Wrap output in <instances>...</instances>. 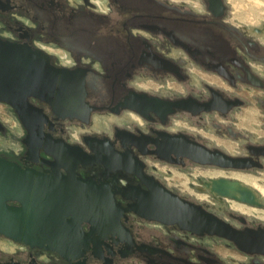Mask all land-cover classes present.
Listing matches in <instances>:
<instances>
[{"label":"flooded vegetation","instance_id":"obj_1","mask_svg":"<svg viewBox=\"0 0 264 264\" xmlns=\"http://www.w3.org/2000/svg\"><path fill=\"white\" fill-rule=\"evenodd\" d=\"M12 61L66 70L84 80L85 96L60 101L65 117L29 96L42 114L31 150L17 109L0 101L15 122L0 116V158L70 174L108 202L61 251L0 233V264H264V22L246 26L231 0H0V64ZM238 111L236 130L227 122ZM102 119L109 127L95 130ZM211 128L239 151L214 144ZM192 143L239 159L225 169L239 179L218 177L239 181L237 198L212 194L206 184L217 178L192 184L209 200L155 173L151 163L199 165ZM156 184L220 224L199 233L140 216L135 196Z\"/></svg>","mask_w":264,"mask_h":264},{"label":"water","instance_id":"obj_2","mask_svg":"<svg viewBox=\"0 0 264 264\" xmlns=\"http://www.w3.org/2000/svg\"><path fill=\"white\" fill-rule=\"evenodd\" d=\"M33 66L38 69L39 65L23 61L0 64V101L17 109L20 121L29 131L25 143L30 150L31 141L36 138L32 128L40 123L42 114L28 103L29 96L49 102L55 113L62 117H65L66 113H61V100L70 98L74 93H78L82 98L85 96L84 80H76L72 73L55 69L48 63L43 73L37 70L33 73ZM32 75L35 77L30 78ZM190 147L189 157L199 165L239 169L238 158L193 143ZM46 151L55 155L49 150ZM56 162L52 165L57 164ZM97 162L108 166L104 161ZM92 163L91 158L83 162V165ZM53 168L60 170L58 167ZM118 168L141 174L124 162H119L114 169ZM70 176L35 174L31 169H23L0 158V233L33 246L56 251L75 243L82 224L91 222L94 213L99 211L102 214L108 200L104 193L98 192L97 189H84L80 186L81 183L70 180ZM206 186L211 189L212 194L219 197L237 198L239 193L237 180L211 179ZM149 187L148 191L135 196L137 204L133 210L140 216L167 224L177 223L199 233H212L220 224L201 207L182 200L163 186L156 184ZM88 193L97 197L93 201L96 203L94 208L88 205L92 202L87 196ZM110 199L112 202V198ZM15 202L18 205L12 204Z\"/></svg>","mask_w":264,"mask_h":264},{"label":"rangeland","instance_id":"obj_3","mask_svg":"<svg viewBox=\"0 0 264 264\" xmlns=\"http://www.w3.org/2000/svg\"><path fill=\"white\" fill-rule=\"evenodd\" d=\"M262 1L263 4L260 5V3L256 0H231L232 10L234 11L235 16L242 20L246 26L251 27L260 25L264 22V0ZM0 116L4 120L8 121L10 126H15V122L5 114V111H3L2 106H0ZM97 119L98 118H96V122ZM234 123H236L237 125L234 126ZM227 124L233 126L234 128H236V130L239 129V111L234 114V119H230ZM108 125L109 121H107L106 119H102L101 121H99V124H96L94 129L97 131H101L103 130V128L109 127ZM208 133L210 137L213 138L214 144L220 146L222 144L229 143L233 149V151L228 149L229 151L234 153L239 151V140H233L231 138H225L226 140H220V138H217V136L214 134L213 128H211L210 132ZM151 165L156 168V174H160L163 177L167 178V182L171 187L179 185L182 190L187 189L196 196L199 195V192L192 187V184L198 186L200 185L199 180L206 181L210 178H218L210 177L212 173L217 171H223L227 174V176H230L231 174H239V172L229 171L214 166L191 165L186 169H183L178 166H171L167 164L151 163ZM199 196L206 197L211 200L208 197V194Z\"/></svg>","mask_w":264,"mask_h":264},{"label":"bare ground","instance_id":"obj_4","mask_svg":"<svg viewBox=\"0 0 264 264\" xmlns=\"http://www.w3.org/2000/svg\"><path fill=\"white\" fill-rule=\"evenodd\" d=\"M256 1H258L260 3V5L263 4L262 0H256ZM229 149H232V147L229 146ZM222 176H227V174L225 172H223V171H217V172L212 173L210 177H222ZM230 177L236 178V179L240 178L239 174H231Z\"/></svg>","mask_w":264,"mask_h":264}]
</instances>
